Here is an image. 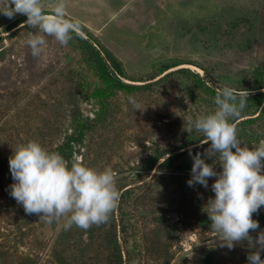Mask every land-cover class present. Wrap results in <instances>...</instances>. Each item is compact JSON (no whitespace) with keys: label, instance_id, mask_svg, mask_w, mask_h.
<instances>
[{"label":"rangeland","instance_id":"obj_1","mask_svg":"<svg viewBox=\"0 0 264 264\" xmlns=\"http://www.w3.org/2000/svg\"><path fill=\"white\" fill-rule=\"evenodd\" d=\"M54 2L42 0L45 13ZM66 3L69 18L97 29L83 24L92 38L81 36L117 56L126 73L121 81L138 87L103 96L107 86L76 37L66 46L46 37L45 52L33 57L26 41L35 30L26 20L16 24L23 14L0 13V264H248L255 249L247 241L229 250L211 230L206 204L216 177L207 189L187 184L189 149L195 155L209 147L203 133L187 130L189 120L216 110L217 88L259 84L264 0ZM254 111L248 103L240 117ZM251 133L254 139L244 141ZM238 138L257 146L264 125L238 130ZM29 141L60 153L69 166L82 158L87 167L116 173L121 196L107 223L64 231L25 213L10 195L9 158ZM205 159L222 171L219 156ZM253 219L260 225L250 231L255 238L264 230V206Z\"/></svg>","mask_w":264,"mask_h":264},{"label":"clouds","instance_id":"obj_2","mask_svg":"<svg viewBox=\"0 0 264 264\" xmlns=\"http://www.w3.org/2000/svg\"><path fill=\"white\" fill-rule=\"evenodd\" d=\"M0 13L9 19L17 14L27 17L25 25L34 29L26 41L33 57L45 52L53 37L66 46L73 34L81 35L79 19L69 18L66 0H55L50 13H45L42 0H0ZM249 92L224 85L216 90V110L188 121V132L203 133V153L189 155L193 160L189 187H209L214 198L207 201L211 230L221 247L232 250L247 241L255 251L247 256L248 264H264V230L253 238L250 231L260 228L253 219L264 206V140L251 148L242 146L237 121L248 106ZM129 102L141 110L133 97ZM219 156L222 171L217 172L206 159ZM14 183L10 195L28 215L35 214L45 223L68 231L73 226L88 230L107 223L118 209L121 193L117 175L111 168L96 170L85 166L82 158L69 162L58 152H49L35 141L20 145L9 158Z\"/></svg>","mask_w":264,"mask_h":264},{"label":"trees","instance_id":"obj_3","mask_svg":"<svg viewBox=\"0 0 264 264\" xmlns=\"http://www.w3.org/2000/svg\"><path fill=\"white\" fill-rule=\"evenodd\" d=\"M27 17L23 15L18 19L16 24L21 21H25ZM82 32L88 37L92 38V34L89 32L88 28H86L82 23ZM74 37L79 41L83 50L87 51L99 77L106 84V88L103 91V96H109L112 93V90H121V91H130L133 88H137L138 86L129 85L121 81L122 78L126 76L124 68L122 66L121 61L117 56H115L110 50L104 47L99 41L95 40L94 46L88 40V38H84L81 35L73 34ZM96 39V38H93ZM172 68L169 67L168 69ZM209 81L215 85L216 80L210 76L205 70H203ZM167 74L163 75L161 78L155 80V82H159L165 79ZM256 76L258 78L259 84L254 86L251 89H247L249 92L248 103L255 106V111L252 117L242 119L240 117L237 121L238 130L251 129L252 126L256 124L259 126L264 125V64L259 67L256 71ZM208 83V80H204V85ZM218 89V88H217ZM262 129V127H260ZM254 133L251 135L245 136L244 141L250 142L253 138ZM256 138L260 139L263 137L259 133H255Z\"/></svg>","mask_w":264,"mask_h":264},{"label":"crops","instance_id":"obj_4","mask_svg":"<svg viewBox=\"0 0 264 264\" xmlns=\"http://www.w3.org/2000/svg\"><path fill=\"white\" fill-rule=\"evenodd\" d=\"M113 15H115V13L113 14ZM111 21H114V16L112 17V19H110V20H108V21H106L105 23H107L108 25L107 26H109V24H110V22ZM82 24H84L86 27H88L89 29H91L92 28V30H97V29H94L93 27H89L90 25L89 24H87L86 22H83ZM104 24V22L101 24V26Z\"/></svg>","mask_w":264,"mask_h":264}]
</instances>
